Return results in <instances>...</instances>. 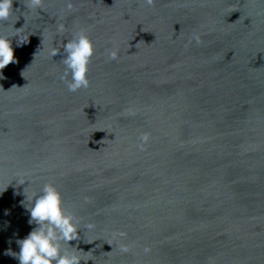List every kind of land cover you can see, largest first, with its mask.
<instances>
[{
    "label": "water",
    "instance_id": "1",
    "mask_svg": "<svg viewBox=\"0 0 264 264\" xmlns=\"http://www.w3.org/2000/svg\"><path fill=\"white\" fill-rule=\"evenodd\" d=\"M13 9L0 33L15 23L29 42L11 38L0 70V264L36 227L24 190L49 182L95 225L64 245L87 264H264V0ZM80 30L95 55L90 86L70 92L63 44Z\"/></svg>",
    "mask_w": 264,
    "mask_h": 264
},
{
    "label": "clouds",
    "instance_id": "2",
    "mask_svg": "<svg viewBox=\"0 0 264 264\" xmlns=\"http://www.w3.org/2000/svg\"><path fill=\"white\" fill-rule=\"evenodd\" d=\"M42 2L43 0H24L27 11L23 15L26 20L25 13L30 12L33 8H39ZM144 2L151 5L153 0H144ZM13 3L14 0H0V24L8 25L11 23L12 18L16 16ZM68 10H72L71 3L68 4ZM14 25L15 23L12 25L13 30L9 34L0 33V70L15 61V49L11 38H17L16 47H22L29 42V36L25 38V34L22 32L24 26L16 28ZM57 32L64 33L65 26L59 24ZM44 39L43 37L42 43ZM192 39L196 44L202 43L199 34H194ZM58 53L55 47L47 50V54L51 57H55ZM63 53L62 63L65 66V72L60 79L65 81L70 92L88 88L90 86L89 65L95 55V42L84 30H80L73 33L71 38L63 44ZM109 58L112 60L117 59V51L112 50L109 53ZM2 75L3 73L0 71V77ZM144 139L146 140V137ZM6 189H0V195ZM26 189L24 190L25 199L21 201V206L29 215L28 223L36 225V227L26 237L15 241L19 247L18 252L9 248L5 250L4 255L18 260V264H81L82 260L87 264V261L92 260L85 259L83 255L77 254L78 252L85 254L88 252L77 250L76 247H74L75 252H70L64 245H70L69 242L79 240L82 229L85 230L84 233L94 230V223L82 225L65 208L63 194L55 183H46L38 191L31 194ZM8 214L6 210L5 215ZM127 250V248H122V251Z\"/></svg>",
    "mask_w": 264,
    "mask_h": 264
}]
</instances>
